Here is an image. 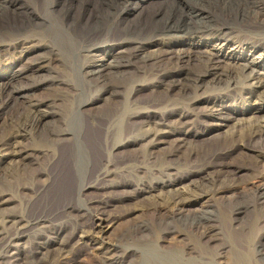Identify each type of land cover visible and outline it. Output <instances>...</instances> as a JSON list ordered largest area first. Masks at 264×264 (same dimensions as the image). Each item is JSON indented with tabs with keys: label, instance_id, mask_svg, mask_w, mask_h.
Listing matches in <instances>:
<instances>
[{
	"label": "bare ground",
	"instance_id": "6f19581e",
	"mask_svg": "<svg viewBox=\"0 0 264 264\" xmlns=\"http://www.w3.org/2000/svg\"><path fill=\"white\" fill-rule=\"evenodd\" d=\"M136 1L0 0V264H264V0Z\"/></svg>",
	"mask_w": 264,
	"mask_h": 264
},
{
	"label": "rangeland",
	"instance_id": "374dc122",
	"mask_svg": "<svg viewBox=\"0 0 264 264\" xmlns=\"http://www.w3.org/2000/svg\"><path fill=\"white\" fill-rule=\"evenodd\" d=\"M177 2H183L184 0H176ZM152 2H155V0H147V1H140V0H137L135 3L136 4H139L141 5L143 8H144V11H148V10H151L154 6V4H152ZM146 8V9H145ZM135 11L134 12H130V13H127V15L125 16L126 17V22H132L134 17H135ZM130 18V19H129ZM118 21V19H116ZM117 21H115L111 26V34L109 35L108 38L112 37L115 35V25L117 23ZM27 61H24V62H19L18 63V66L20 67V65L22 66H27L28 63H26ZM53 65H54V68L56 71H59L58 70V66L55 62H53ZM141 66V65H140ZM58 73V72H57ZM62 76V75H61ZM25 80H22V82H24ZM63 89L65 88H58V90H54L53 88L51 89H47V90H42V89H38L36 91H34L33 93L40 96V97H44V98H49V97H53L56 101V104L62 106L64 104V101L66 100V94H65V91H62ZM143 89H146V87H144ZM148 89V88H147ZM154 89H160V88H154ZM60 90V91H59ZM163 93L159 92V91H152V90H143L141 92H139L137 95H138V98L142 101H149V100H152V99H162L163 98ZM87 98V97H85ZM85 98H82L81 100H86ZM121 96H113L109 99V102L110 105L109 106H112L113 108H116L118 105H119V102L121 100ZM20 100H18L17 102L15 103H12L10 108H8V112L9 113H13L14 110L16 108L19 107V103ZM107 103V100H101V101H98L96 103L97 106H101V111L99 113V115L101 116H106L107 114V111H108V106L106 105ZM186 111V110H184ZM189 112V111H188ZM54 114L48 116L49 118L48 119H52L54 118ZM232 130L231 126H228V127H225V128H222L221 131L218 133V135H225L226 133H229L230 131ZM86 131H83V133H85ZM36 133L38 134L39 137L41 138H44L45 137V133H44V128H41L40 130L37 129L36 130ZM94 134V133H92ZM217 134L212 137V139H205V138H200L194 142L196 143H199V144H202L204 142H207V141H211V140H214V139H217L218 136ZM97 135L94 134V138H96ZM23 143L26 142V140H23L22 141ZM257 146V149L259 148H264V141H259V143H256L255 144ZM160 147L162 148H166L168 147V144H161ZM259 147V148H258ZM135 149L137 150L136 152H140L141 151V148L140 147H135ZM135 152L131 153V155H134ZM117 155H120L119 157H122V156H128V155H123V153H119ZM234 157H232L233 160L237 161V162H241L243 161L244 157H240L239 154H235L233 155ZM238 156V158H237ZM129 157V156H128ZM236 158V159H234ZM247 160L245 159L244 162H246ZM249 160L246 162L248 163ZM244 173L243 172H239V175H243ZM159 195V191H153L152 193H150L149 196H147L146 199L140 201L137 205H136V209L135 211H133L131 214H129V216H124L120 219H117L115 220L110 226L109 224L105 223L103 224V228H104V232H103V236L106 237L107 239H110V240H115L117 237L119 239V237H122L123 235L125 234H128L129 233V230L131 228V226L133 225V222L137 221V220H149V221H154V216L151 215L152 214V211L151 209H145V210H140V208H137L139 205H144L145 203L149 202L150 200H148V198L151 197H154V198H157ZM16 204H13V205H8L6 206L9 210H14ZM197 206L196 205H193L191 207H189V204L185 205V208L187 211H189V209H195ZM11 208V209H10ZM100 237V236H99ZM88 247H91V245H88ZM85 251L86 252H83L82 255H80V259L83 261L81 264H99V259L95 258V255H97V253L95 252H92L91 250H88L87 248H85ZM132 258L131 257H127L125 260H124V264H131L132 262Z\"/></svg>",
	"mask_w": 264,
	"mask_h": 264
}]
</instances>
